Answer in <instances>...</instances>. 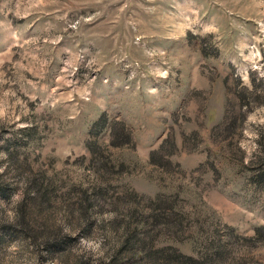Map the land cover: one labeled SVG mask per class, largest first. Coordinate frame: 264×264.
Masks as SVG:
<instances>
[{"label":"rangeland","instance_id":"obj_1","mask_svg":"<svg viewBox=\"0 0 264 264\" xmlns=\"http://www.w3.org/2000/svg\"><path fill=\"white\" fill-rule=\"evenodd\" d=\"M260 160L264 0H0V264H264Z\"/></svg>","mask_w":264,"mask_h":264},{"label":"trees","instance_id":"obj_2","mask_svg":"<svg viewBox=\"0 0 264 264\" xmlns=\"http://www.w3.org/2000/svg\"><path fill=\"white\" fill-rule=\"evenodd\" d=\"M243 92V93H242ZM247 92L245 90H242L241 93H237V98H238V102L243 106V107H246L248 106V101H245L244 98H246V94ZM256 172H257V178L258 179V183H261V184H264V160L263 161H258V169H256ZM255 234L256 235H262L264 236V230L263 228H257L255 230Z\"/></svg>","mask_w":264,"mask_h":264}]
</instances>
